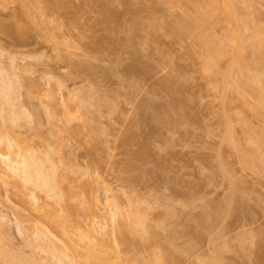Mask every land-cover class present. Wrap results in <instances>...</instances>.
<instances>
[{
    "label": "rangeland",
    "instance_id": "1",
    "mask_svg": "<svg viewBox=\"0 0 264 264\" xmlns=\"http://www.w3.org/2000/svg\"><path fill=\"white\" fill-rule=\"evenodd\" d=\"M29 1L35 4L34 0ZM113 1L40 0V4L31 6L34 9L44 8L45 14L36 15L39 21H46L47 24L34 28L21 21L28 26H25L27 30L23 28L25 34L22 28L15 29L11 21V15L20 12L22 7L9 0L4 2L6 6L0 8V29L4 33L10 29L7 26L13 27L14 31H18L16 35L23 33L25 37L18 42L16 37L11 38L7 36L9 33L5 32V35L0 31V53L3 54L0 61L9 68L13 58L23 73L31 70L22 76L21 69L18 72L15 68L10 69L11 72L21 73L25 80L21 79L25 84L22 82L24 88H20L22 90L17 95L22 97H18L20 102H16L22 103L21 106L25 104L24 108L28 110L25 113L30 110L33 115L29 114L42 124V128L39 126L42 134L38 135L37 126L36 133L32 128L39 120L35 122L32 117L33 121L29 122L32 119L30 115L29 120L21 119L31 127L26 124L15 129L16 145L22 149L43 151L42 141L48 139L55 149L53 157L56 160L60 157L59 148L62 155L68 154L72 165L78 168L79 176L90 172L100 178L101 186L95 185L93 194L102 200L106 197V187L121 202L126 200L122 192L134 191L131 197L139 200L137 204L142 201L152 226L153 242L149 250L157 255L164 253L168 247L166 252L173 258L166 264H210L213 261L211 256H218L219 250V264H264V170L245 167L250 146L246 144L245 130L239 120L246 119L263 135V139L264 123L253 109L255 98L249 92L239 94L225 85V74L232 64L231 55L221 60L217 70L206 72L204 69L205 45L221 44L220 40L233 26L223 21L215 25L206 24L202 29L180 38L171 26L186 17L196 16L195 9L181 6L180 0ZM249 1L252 8H247L249 28L245 32L246 42L250 45L261 42L264 53V0H238V3L244 6ZM107 13L115 17L113 21ZM168 24L171 26H166ZM63 39L67 41L63 42L66 45H61ZM231 46L228 45V48ZM242 55L247 57L248 52L244 51ZM25 66L27 69H24ZM129 66H134L135 70L129 69ZM69 73L72 74L67 84L69 89L84 87L93 90L91 87L94 86L97 92L95 103L101 108L97 111L99 114L96 110L95 113L91 111V118L97 119L82 131L81 137L70 138L66 142L65 134L59 138L50 135L41 105L43 102L27 96L30 85L27 88L26 83L29 79L30 82L39 80L40 74H46L47 80L53 77L50 86L55 88L58 80H66ZM41 82L42 88L43 85L45 87L46 81ZM227 103L226 114L232 117L239 151L223 142L226 134L223 111ZM165 115L171 116L168 118L173 121L172 124L169 125ZM7 123L10 124L8 127L13 125ZM74 125L79 127L81 123L75 122ZM98 125L102 128L101 136L96 128ZM95 135L100 136L99 142L91 140ZM132 137V145L126 146L127 138ZM141 145L143 149L147 146L142 153L146 154L143 158L148 159L134 155L137 151L141 153ZM87 179L83 176L78 184ZM0 193L3 198L8 196V199L2 198L4 204L7 203L4 211L10 221L7 227L3 224L8 230L4 232L9 233L11 238L7 237L14 246L11 245L27 256L31 248L25 244L26 235H20L17 230L16 219L21 216L27 221V217L36 219L38 215L19 212V197L14 191L7 192L2 182ZM228 198L234 204H226L227 208L231 207L223 208L221 204L225 206ZM217 204L221 205L216 208H221L219 212L222 213L215 212H218L214 209ZM88 207L81 206L80 210H87ZM171 211L173 216L169 215ZM85 215V224H90L92 218L89 212ZM25 226L31 228L32 224L26 222ZM113 228L109 223L106 229L108 235L105 238L109 242L114 239L111 234ZM2 234L7 235L3 230ZM136 243L138 248L135 247L129 254L132 260L127 264H141L146 257L143 252H149L148 248L144 250L147 246L144 248L140 239ZM213 250H218L216 254L214 252L216 256Z\"/></svg>",
    "mask_w": 264,
    "mask_h": 264
},
{
    "label": "bare ground",
    "instance_id": "2",
    "mask_svg": "<svg viewBox=\"0 0 264 264\" xmlns=\"http://www.w3.org/2000/svg\"><path fill=\"white\" fill-rule=\"evenodd\" d=\"M9 1L12 3H19L20 6L22 7L20 12L11 15L12 18L11 21L14 22L13 26L15 29L18 30L22 28L21 30L23 31L24 30L23 28H25V26L28 27L27 25L32 26L34 28L40 26L42 27L46 26L45 24H47V22L41 20L39 21L38 16L36 15V14L39 15L45 14L44 8L34 9V7L31 6L32 3L30 4L29 0H9ZM4 2L6 3V0H0V8L3 5L6 6ZM34 2H35V4L33 3L34 5L41 3L40 0H34ZM180 5L186 8L188 7L194 8L196 14L194 18L186 17L182 21L174 22L175 24L172 23L174 24V26L170 25L171 27H173V29H175L173 30L174 34L176 33L177 36H179L180 38L189 36L191 33L202 29L203 26L206 24L215 25L223 21L233 26V28L229 30V33L225 35L222 40H220L221 44L205 45L203 51V57L205 61L204 69L206 72L217 70L219 68V63L221 62V60L226 55H231L232 64L229 70L225 74V85L230 86L235 92L239 94H245L246 92H249L255 98L253 109L255 112H257L260 119L264 123V53L262 52L263 46L261 42H257L256 44L253 45L248 44V42H246L247 40L245 36L246 30L247 28H249V23H248L249 14L247 15V8H252L250 1L249 4L247 3L244 6H239L238 0H209L208 2H202L200 0H180ZM42 10L44 11V13ZM107 15L108 17L111 16L108 13ZM112 16H111V20L113 21V18L115 17L112 18ZM21 21L23 22L26 21L27 25ZM21 24H23L22 25L23 27H21ZM169 24L166 26H169ZM7 27L10 29L5 31L4 30L5 27H4L3 31L9 33V35H7L5 32L3 33L1 29L0 31L9 37L12 36L11 38L16 37L18 39V42L21 39L23 41V37H25L23 36L25 34L24 31H23L24 34L22 33V35L18 36V34L16 35V33H18L17 30H15L16 31L15 32L13 27L12 28L9 26ZM25 30L27 29L25 28ZM63 42H65L64 39L61 42L62 44L59 43L57 40V45L60 46V44L64 45L65 43H67V41L65 43ZM230 44H232V46L229 49L228 45ZM247 44L250 46H248ZM64 47L66 48V46ZM244 51L248 52L247 57L242 55V52ZM0 56H1L0 58L2 59L3 54L0 53ZM61 59H63V57ZM11 60L16 63L15 59L13 60L12 58ZM13 62L12 65H10L11 68L10 67L6 68L5 67L6 64L3 61H0V119H1L0 120V182H2L3 187H5L7 192L14 191L15 194L19 197L20 199V207L18 208L19 212L21 213L30 212L33 214L36 213L38 215V218L33 219L27 217L28 220L25 221L24 219H22L21 216H19L18 220L16 219V226L18 227L17 230L19 231L20 235H26L27 239L25 241L26 242L25 244L31 248L30 251L31 254L29 252L28 255L30 256L27 255L28 256L27 257L26 254L21 250L18 249L16 250L17 247L16 248L13 247L14 246L13 243L9 241V239L11 238L9 233L7 232L8 233L7 234L6 232H4V231H8L7 229L4 228L9 225L8 222L10 223V221L8 220L9 217L6 216L7 214L4 211V205L5 204L7 205V203L5 202L4 204V202L2 201L3 195L0 193L2 195V197L0 196V264H42V262H40L39 260L42 257L41 255L44 256V258L42 257L41 259L43 261V264L45 262H46L45 264H50V263L51 264H127L129 263L132 260L130 258L131 257L130 255L132 254L133 249L135 247L138 248L136 246L137 239H140V241L143 243L144 248L147 246L146 249H144L146 251L147 248L148 250L151 248L153 242L152 241L153 233H151L152 226L150 227L149 225L148 214H146L147 211L143 209L144 207L142 206L143 205L141 203L142 201L139 202L141 203V205L138 206L139 203L137 204L136 202H138L139 200H136L135 198L131 197V195L134 194V191H132L133 189L131 188L132 191L131 193H124V192H122L123 194L121 193L122 196L124 195V197L126 198V200L121 202L120 199H118L116 196L112 194V190L110 188H107L104 183L102 184L103 186L106 187L104 191L106 197H104V200H102L100 196L97 195L95 196L93 194V189L95 185L101 186L100 178L93 176V174L90 172L84 173L83 175L79 176V173L77 171L78 168L72 165V163L69 160V157L67 156L68 154L66 156L62 155V151L59 150V148H57V150L58 153L60 154V157L59 160H56L53 157L55 154L54 151L55 149H53L51 145L48 143V139H43L42 141V146L44 147L43 151L34 150L31 148L22 149L16 145L15 131L19 129L21 126H22L21 128L25 127L23 125H26L28 123L27 121L26 122L21 121V119L29 120L31 116L30 114L32 113H30L31 112L30 110L29 112L25 113V110L28 111L27 109L24 108L25 104L23 103L24 104L22 105L23 108H21L22 103L21 104L19 103L20 102L19 100L21 99L22 96L20 94L19 95L21 97L17 95L19 93L18 91H21L24 88L22 87L23 86L22 82L24 78L21 77V73H19L20 76L17 73L19 69H21L19 65L16 63L17 66L19 67L17 69L16 64ZM2 63L4 64L2 65ZM14 68L16 69V71L17 70L18 71L14 72L15 71L14 70L13 72H11V70H13ZM128 68L132 70L134 66L132 68L129 66ZM24 69H27V67L25 66ZM131 70H129V72ZM20 71H22V76H23L27 70L24 71V73L22 69ZM30 71L28 70L27 72ZM125 72L128 71L126 70ZM45 76H41L40 74L41 78H39V80L37 78V80L32 82H30L31 80L29 79L26 85L27 88L30 85L29 90L27 89V96L30 99L39 98L41 99L40 102H43V104L41 105L45 114L44 116H46V120H47L46 123L49 127L50 135L52 136L57 135V138H59L63 134H65L67 138H65L64 141L66 142H68L70 138L81 137V133H83L82 131L90 123H94L93 120L97 119V118L96 119L91 118V114H92L91 111L96 110L97 113V111L98 110L100 111L101 108V106H99L100 104L97 105L95 103V95L97 92L94 90V86L91 87L93 90H87L84 87L79 88L74 86L73 89H69V86L67 84L70 81V79H72V74L69 73V76L66 77V80H63L62 77H60L62 81H59L60 80L59 79L57 82V86L54 88L50 86L51 85L50 80L53 77L51 79L48 77L47 80ZM50 76H52V74H50ZM33 78L34 76L32 77V79ZM35 79H36V74H35ZM44 80L46 81V84L45 87L43 85L42 88L41 81ZM225 89L227 90V87ZM16 101H19L18 102L19 104ZM223 112H224V124L226 131V134L223 138V142L231 145L235 151H239V140L235 135L232 117L226 114L228 112V103L224 106ZM169 116L166 117L165 115V117L167 118V120L166 119L165 120L169 122L170 125V123L171 122L173 123V121L169 119L171 118V116L170 117ZM32 117L33 116H31V118ZM33 118L29 120V122H32ZM19 120L20 122H18ZM34 120L36 122L39 119L34 118ZM7 122L13 125H11V127H8L10 124H8ZM21 122L25 124H22ZM38 122L41 124L40 120ZM38 122L37 125L35 124L32 130L34 129L36 133V129H37L38 132L37 134L40 135L42 134L41 133L42 124L40 125ZM75 122H80L81 126L76 127L74 125ZM239 123L245 130L246 144L247 146H250V150H248V154L250 151L249 154L250 156H248L249 157L248 160L246 158L247 156L245 157L246 161L243 159V161H245V167L249 170H264V160H263L264 150H262L264 148L263 135L259 133L246 119H240ZM27 125L31 127L30 124ZM98 127L100 126L98 125L96 128L101 136L102 128L100 127L101 130H99ZM96 128L94 129L96 130ZM95 130H93V133L95 132ZM100 136L97 135L96 137H93V139L91 140L95 142H99ZM124 136H126V134H124ZM132 141H133V137L129 139L127 138L125 142L126 146L127 145L130 146L129 145L130 143L132 145ZM134 141H136V139ZM145 148H147V146L144 147V149ZM144 149L142 146V148L140 149L141 153L137 151L138 153L136 152L135 154L134 153L132 154H134L138 158H143V155H146L142 153V150ZM145 158L143 159L145 160ZM223 169L224 168L222 167L221 170ZM222 173L225 174L224 171ZM83 176L88 177V179L86 180V182L82 184L81 183L78 184V182L82 179ZM5 196L6 198L3 199H8V196L7 195ZM230 201L228 198V200H226L225 206L222 203L221 205H223V208L224 207L227 208L226 204L232 205L233 202L230 203ZM85 205H89L88 209L80 210V207ZM218 205L220 204L214 206L215 210L218 209V212L215 211L217 214L221 212V211L219 212V209L221 210V208H216L221 206ZM139 207H141L144 211L141 210V208ZM19 212L18 214H20ZM87 212H89L92 218L90 224H85L84 221L86 217L85 214ZM172 213L173 211H171L169 215L171 216ZM209 215L211 216L212 213H210ZM174 216H176V214ZM210 216L208 218H210ZM26 222H31L32 227L31 228L26 227L25 226ZM109 223H111L114 227L113 232L111 233L114 236L112 242H109L105 238V236L108 235L106 229ZM3 224H5L4 225L5 227H3ZM2 230L3 233L7 235L2 234ZM173 231L174 234H176L175 230ZM208 231L209 229L207 230V232ZM203 232L204 231H202V233ZM2 235H4V237H2ZM7 236H9L10 238ZM217 238L220 239L221 237L220 238L217 237ZM166 248L168 249V247ZM166 251L165 252L163 251L164 253L160 252L162 253L161 255L160 253L156 255L155 251H154L155 254H153L152 251L150 250L149 252L147 251L148 253L143 252L144 255L146 253L145 255L146 257L143 258V262L141 264L168 263L170 261V258L171 257L173 258V256L170 257L168 252ZM214 252L216 254L218 250L217 251L213 250V255L216 256ZM219 253H221L220 250L218 252V256ZM218 256H216L215 258L211 256V259L213 258V261H211L212 264H215L217 262L219 264L221 257H219L220 260H218L219 259ZM173 262H175V260ZM211 262L209 263L211 264Z\"/></svg>",
    "mask_w": 264,
    "mask_h": 264
}]
</instances>
